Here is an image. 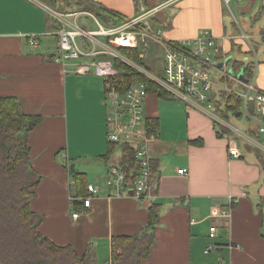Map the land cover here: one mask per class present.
I'll return each mask as SVG.
<instances>
[{
    "label": "crops",
    "instance_id": "obj_1",
    "mask_svg": "<svg viewBox=\"0 0 264 264\" xmlns=\"http://www.w3.org/2000/svg\"><path fill=\"white\" fill-rule=\"evenodd\" d=\"M82 1L125 20L136 15L140 3L148 9L163 5L153 24L165 39L191 40L209 31L216 38L217 60L252 61L253 86L264 93V0ZM58 15L86 32L98 27L87 29L88 24H78L82 19L96 26L109 22L101 24L93 12L71 20L72 14H56L45 0H0V97H15L22 113L43 118L28 136L31 164L40 176L31 203L43 217L40 232L79 255L92 244L96 264H112L111 238L139 233L154 204L160 206V222L155 244L141 264H264V152L253 138L252 146L233 133L217 137L206 114L170 102L173 98L149 93L143 106L147 119L158 120L148 153L159 177L149 197L110 195L108 169L119 157L108 165L101 159L107 152L104 82L77 74L78 62H56ZM31 37H37V44L30 45ZM244 42L250 56L244 54ZM246 129L237 130L244 134ZM239 138L249 147L240 146ZM230 144L239 158L229 156ZM71 166L97 189L77 219L72 218ZM183 169L187 173L178 174ZM211 226L216 227L214 239L208 237Z\"/></svg>",
    "mask_w": 264,
    "mask_h": 264
},
{
    "label": "built area",
    "instance_id": "obj_2",
    "mask_svg": "<svg viewBox=\"0 0 264 264\" xmlns=\"http://www.w3.org/2000/svg\"><path fill=\"white\" fill-rule=\"evenodd\" d=\"M162 8L163 5L148 9L140 3L133 18L112 27L97 26L95 31L90 32L58 17L61 26L56 38L60 54L56 62H78L77 74H92L103 80L105 104L108 109L107 142L127 146L134 153L137 173L131 187L127 188L126 174L118 168L119 163L109 166L107 186L110 195L114 197L127 196L129 191L133 197L140 200L149 197L152 187L148 146L153 138L148 132L147 118L143 110L145 98L149 94L147 86L142 81H134L126 86L118 77L120 70L116 67V61L128 65L136 73L155 83L167 93L168 98L179 100L187 107L206 114L212 124L224 126L235 136L245 138L248 143L250 141L252 146V141H257L259 145H255L264 152L263 144L254 138L252 140L246 133L239 134V130L230 127L214 112V92L224 91L238 95L242 100L244 117L250 121L251 127L259 129V134L264 133V93L257 91L253 86L254 76L245 78L248 82L243 83L235 78L240 72L233 70L231 65L219 70L217 64L224 59L217 60L216 38L207 30L199 31L197 37L191 40L174 42L165 39L153 24L155 16ZM29 43L37 44V37H31ZM155 47L162 50V64L159 74L156 75L118 52V49L136 50L139 52V58L143 60L146 53H152ZM254 73L255 69L252 74ZM250 104L254 108V116L250 113ZM227 152L233 158L241 156L233 144L228 145ZM186 173L185 169L178 171V174ZM96 193V187L88 185V196L83 200L84 208L90 207L91 199ZM82 213L81 210H73L72 218L77 219ZM215 234L216 227L211 226L209 239H214ZM210 249L212 247L207 248Z\"/></svg>",
    "mask_w": 264,
    "mask_h": 264
},
{
    "label": "trees",
    "instance_id": "obj_3",
    "mask_svg": "<svg viewBox=\"0 0 264 264\" xmlns=\"http://www.w3.org/2000/svg\"><path fill=\"white\" fill-rule=\"evenodd\" d=\"M54 2V0H51ZM76 10H89L105 23L107 27L121 24L124 18L109 11L95 9L87 1L77 0ZM253 44V43H252ZM254 46V45H253ZM237 50L242 54L241 47ZM118 52L136 64L144 66L139 58V52L129 49H118ZM250 56L251 52L244 53ZM120 70L118 76L128 86L134 81H142L147 91L167 97L159 86L136 73L128 65L116 61ZM231 67L236 72L242 71L245 78L250 79L253 73V63L231 60ZM125 86V87H126ZM215 114L229 123L230 120H246L248 127L245 133L264 145V133L259 134L258 128L251 127L243 114L242 100L238 95L224 91L213 93ZM250 113L254 116V108L249 105ZM256 115V114H255ZM43 118L41 115L24 114L15 97H0V264H96V253L92 244H88L85 252L79 255L71 246H59L44 236L39 228L43 217L31 209L35 199V190L40 176L33 169L30 160L28 136ZM149 134L153 135L158 129L157 119H147ZM217 137H231L232 132L218 123H213ZM252 128L254 131H252ZM193 144H198L194 142ZM119 154L118 168L126 174L127 188L131 187L136 178L137 164L134 153L124 145L107 142V152L101 159L108 165L115 155ZM71 180L70 197L72 210L84 208L83 200L88 196V181L85 174L69 167ZM159 170L156 163L150 164L151 187L158 182ZM85 209V208H84ZM84 211V210H83ZM147 224L139 233L132 236H113L110 240L112 264H141L148 259L155 244V231L160 222V206L151 204L147 208ZM262 238L264 239V216H262Z\"/></svg>",
    "mask_w": 264,
    "mask_h": 264
},
{
    "label": "rangeland",
    "instance_id": "obj_4",
    "mask_svg": "<svg viewBox=\"0 0 264 264\" xmlns=\"http://www.w3.org/2000/svg\"><path fill=\"white\" fill-rule=\"evenodd\" d=\"M46 1V4H49L50 7L53 9V11L56 12V14H58L59 12L64 14V15H67V14H72L73 16H70L69 19H73L74 16H78L79 17H82L84 15H86V13H91V11L89 10H76L77 8H74V6H76V3H77V0H59V3L56 4V0H54V2H48L47 0ZM54 7V8H53ZM95 9L97 10L98 8L96 6H94ZM77 14V15H75ZM59 19H63L65 20L66 18H62L61 16H59ZM85 18V17H84ZM88 21L86 22L85 19H82L81 22H78V24H88V26H85V28L87 29H96V24L93 22L92 19H87ZM68 21V20H66ZM106 21H110V19H107ZM101 24L104 25V22L102 20H100ZM69 24H71V22H68ZM105 26V25H104ZM100 40H103V39H100ZM244 45V48H245V51H249L250 50V46H248V44L246 42L243 43ZM156 53H157V56L156 57V60L153 59V52L152 53H146L145 55V59H143V62H144V67L148 68L149 69V72L152 73L153 75H156V73L159 74V69H160V66L162 64V50L158 47L156 50ZM159 61V63L157 62ZM241 72V71H240ZM225 81L228 83L229 80L228 78L225 79ZM169 101V100H167ZM170 102L172 103H175L179 106H183V103L178 101V100H175V99H171ZM168 110H170L172 113H173V109L172 108H169ZM167 111V110H166ZM105 123H106V119H105ZM230 127H233L235 129H241L242 131H244V127H248V124L246 122V120H241V121H235V120H230L229 123H227ZM238 144L241 146L243 144V146H248L246 145L245 142H243V140H241L240 138L239 139H236ZM70 143L72 144V146L74 145V141L72 139V136L70 134ZM245 143V144H244ZM74 147V146H73ZM87 147V145L85 144V147L84 149ZM249 147V146H248ZM119 156L118 153H115V155L113 156V158H117Z\"/></svg>",
    "mask_w": 264,
    "mask_h": 264
},
{
    "label": "water",
    "instance_id": "obj_5",
    "mask_svg": "<svg viewBox=\"0 0 264 264\" xmlns=\"http://www.w3.org/2000/svg\"><path fill=\"white\" fill-rule=\"evenodd\" d=\"M231 60H232V57L231 56H228L223 62H219L217 64V68L219 70L223 69L224 66H227V65H231ZM235 78L238 79V81L240 82H243V83H247L248 80L245 79L244 75L242 72L238 73L237 75H235ZM130 196H132V192L129 191L128 193Z\"/></svg>",
    "mask_w": 264,
    "mask_h": 264
}]
</instances>
